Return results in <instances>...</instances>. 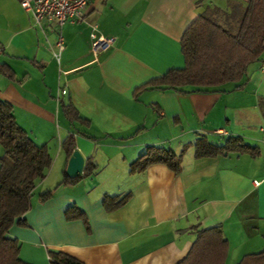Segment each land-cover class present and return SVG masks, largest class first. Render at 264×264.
<instances>
[{"label": "crops", "instance_id": "1", "mask_svg": "<svg viewBox=\"0 0 264 264\" xmlns=\"http://www.w3.org/2000/svg\"><path fill=\"white\" fill-rule=\"evenodd\" d=\"M198 1L91 0L82 22L60 29L55 22L37 27L19 0H0V65L16 74L11 80L0 72V99L13 105L18 124L53 157L25 226L15 224L8 232L21 243L23 261L50 264L49 252L60 251L85 264H179L197 238L195 229L215 226L229 243L226 264L264 251V59L249 66L243 89L148 88L135 96L169 70L184 68L181 40L203 10ZM94 30L115 39L98 60L91 51ZM60 36L65 48L56 62ZM61 101L90 124L63 120ZM69 133L85 168L61 185L72 157L63 146ZM203 135L218 144L240 137L256 151L198 159L195 143ZM149 147L182 154L181 172L154 164L132 173ZM48 191L54 196L41 202ZM128 195L123 206L106 209L107 196ZM71 208L85 218L69 220Z\"/></svg>", "mask_w": 264, "mask_h": 264}, {"label": "trees", "instance_id": "2", "mask_svg": "<svg viewBox=\"0 0 264 264\" xmlns=\"http://www.w3.org/2000/svg\"><path fill=\"white\" fill-rule=\"evenodd\" d=\"M198 18L181 40V52L185 66L169 70L162 78L151 81L135 91L138 94L150 88L180 93H214L222 91L229 83H236L235 90L245 84H237L247 74L250 65L260 62L264 56V0H229L226 9L202 5ZM0 72L11 80L16 79L13 69L0 65ZM25 75L24 79H27ZM61 112L74 126L89 125L71 103L60 102ZM264 116V100L260 99ZM0 145L4 155L0 158V264H29L20 257L21 243L8 237L10 228L25 226L24 216L32 208L33 193L39 182L46 179L53 165V157L47 145H38L18 124L14 107L0 99ZM69 155L76 150L75 134L69 133L63 143ZM256 149L245 144L240 137H230L223 144L212 143L207 136H200L195 143L196 158L229 155L231 153L255 154ZM183 155L161 147H149L132 164L131 172H144L154 164H164L176 174L182 170ZM94 170L96 166H93ZM67 176L61 185L70 184ZM55 191L39 196L46 202ZM130 195L107 196L106 209L115 210L126 204ZM69 220L83 218L77 208L67 212ZM85 218V217H84ZM197 238L187 257L179 264H226L229 243L221 226L195 229ZM50 264H85L81 260L60 251L49 252ZM238 264H264V251L245 256Z\"/></svg>", "mask_w": 264, "mask_h": 264}, {"label": "built area", "instance_id": "3", "mask_svg": "<svg viewBox=\"0 0 264 264\" xmlns=\"http://www.w3.org/2000/svg\"><path fill=\"white\" fill-rule=\"evenodd\" d=\"M91 0H19L21 8L30 13L37 27L42 28L43 23L55 22L62 29L66 25L80 23L86 16V10ZM92 46L91 51L96 60L99 56L109 51L114 45L115 39L97 33L94 30L91 33ZM59 52L55 54L56 60L59 62L60 53L64 50L63 37L60 36L58 42ZM264 70V65L262 67ZM65 95L67 90H63ZM59 101V100H58ZM217 134H222L220 130ZM255 186H259L261 182L255 181Z\"/></svg>", "mask_w": 264, "mask_h": 264}, {"label": "water", "instance_id": "4", "mask_svg": "<svg viewBox=\"0 0 264 264\" xmlns=\"http://www.w3.org/2000/svg\"><path fill=\"white\" fill-rule=\"evenodd\" d=\"M85 159L83 155L78 151H74L70 158L69 165L67 168V175L70 179H75L84 172Z\"/></svg>", "mask_w": 264, "mask_h": 264}, {"label": "rangeland", "instance_id": "5", "mask_svg": "<svg viewBox=\"0 0 264 264\" xmlns=\"http://www.w3.org/2000/svg\"><path fill=\"white\" fill-rule=\"evenodd\" d=\"M217 1H219V3H217V2H215V5H217V6H219L220 8H222V7H225L224 9H226L227 8V6H228V1L229 0H217ZM264 57V56H263ZM264 59V58H263ZM56 60V59H55ZM56 62H57V60H56ZM262 62L260 61V62H256V63H254V64H252V65H250V67H252V66H256V67H258V66H260V64H261ZM20 76H23V75H20ZM39 76V75H38ZM41 81V78H37V79H35V83L37 82V83H41L40 82ZM243 81V79L241 80V81H239L237 84H240L241 82ZM234 84H236V83H229V84H227L228 86H231V85H234ZM61 115H62V117H63V120H66V122H67V119L65 118V116L62 114V112H61ZM68 128L70 129V132L72 131H74L75 129H73V127L71 126H69V123H68ZM257 130V129H256ZM68 136V135H67ZM67 136H65V137H67ZM193 150V149H192ZM192 150H190V151H192ZM40 191V190H39ZM39 191L37 190L36 192H35V196H37L38 194H39Z\"/></svg>", "mask_w": 264, "mask_h": 264}]
</instances>
